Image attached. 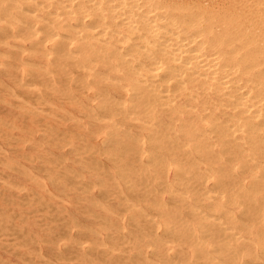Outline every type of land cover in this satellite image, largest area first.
Masks as SVG:
<instances>
[{
    "label": "bare ground",
    "instance_id": "bare-ground-1",
    "mask_svg": "<svg viewBox=\"0 0 264 264\" xmlns=\"http://www.w3.org/2000/svg\"><path fill=\"white\" fill-rule=\"evenodd\" d=\"M0 46L5 48L4 52L0 50V54H3L1 56L5 54L23 64L27 63V66L30 64L36 68L29 70L33 76H40L41 71V81L53 82L55 74L61 82L67 83L69 86L63 85L67 87L66 89L54 91L64 94L65 97L70 94V97L65 99L74 100L72 103L81 110L83 118L92 120L91 124L95 127L92 133L94 136H101L100 138H105V141L109 142L113 140L110 136L114 137L121 132L122 140H130V143L137 149L133 151L135 155L141 158L146 155L152 161H156L155 155L158 151L162 153L164 149L167 151L168 160L162 166L164 169H171L176 184L186 189L185 191L178 190L173 184L167 182V193L171 195L170 198L175 199L173 201L175 206L171 202L174 210L167 214L162 213L164 217L161 222L154 216L142 212L145 222L154 229V233L150 232L153 234L152 239L147 241L146 246L151 247L152 253L160 259L155 263L264 264L262 261L264 259V230L261 228L264 225V0H0ZM8 61L3 62L1 66L9 64ZM51 67L53 72L50 71ZM22 78L20 81L25 80L24 76ZM20 86L24 87L26 83L21 82ZM32 87L34 88L33 85ZM16 95L12 93L13 97H17ZM37 97L40 98L41 95ZM33 98H36V95ZM29 100L32 101V99ZM72 100L69 102L71 103ZM14 107L16 108L15 105ZM36 115L38 116V113L35 117ZM47 116L53 117L51 114ZM59 117L58 119H61V116ZM102 117L110 119H107L109 121L107 125L94 124L93 120L105 121ZM62 119L70 121V118L66 120L62 117ZM74 120L76 121L77 118ZM128 123H132V126L128 127ZM8 124H6L8 128L13 127ZM91 124L89 123L90 126ZM1 131L3 132L0 127ZM50 131L46 133L49 134ZM43 134L42 136L45 137ZM62 137L65 138L64 134ZM81 137L82 140L77 139L78 136L76 140L83 141L85 137ZM117 138L119 139L118 136ZM8 142L5 141V143ZM114 142L109 143L116 145L117 142L116 144ZM60 143L59 147H63L65 142L62 146ZM109 143L107 144L110 145ZM102 145L105 146V144ZM147 145L148 149H146ZM112 146H109V150ZM74 148L78 147L72 149ZM105 149L106 147L104 151ZM13 150L9 151L14 153L16 149ZM97 151L102 152L99 149ZM113 154L109 155L112 159H114ZM99 155L102 154L99 153ZM162 158L159 157L161 160ZM159 159L157 160L161 164ZM146 162L148 163V160ZM99 163L98 165L102 168V163ZM155 163L154 166H157L158 163ZM97 167L91 168L97 170ZM125 167L128 169L127 165ZM124 168L120 170L123 171ZM120 170L118 173L122 177L119 179L122 181L126 174L122 175ZM79 172L82 173L81 170ZM44 173L46 174V171ZM120 175L118 174L119 177ZM234 176H241L245 179L230 180ZM73 179L76 180L75 175ZM98 179L101 178L95 179L97 184ZM56 180L59 181V179ZM82 180L73 183V186H79ZM101 180L103 182V179ZM113 180L115 182L114 178ZM67 182L70 183V181ZM122 182H125V185L127 183L126 180ZM102 184L100 182L99 185ZM129 186L131 187L130 184ZM85 188L87 187L83 189ZM187 188H191V191H187ZM227 188L232 190L231 195ZM87 193H89L88 190ZM99 195L101 197V194ZM38 196L35 194L34 197ZM106 197H102L101 200L105 199L106 202ZM122 197L121 199L124 200L125 197ZM39 198L40 200H36L38 203L41 201V197ZM12 200L15 201L14 198ZM19 204H24V202L21 201ZM43 205L38 204V206ZM111 205L114 206V204ZM110 206L108 208H114ZM132 206L135 207L134 204ZM46 208L50 211V207ZM136 208L140 209L138 206ZM181 208L188 210L187 219L178 214L177 211ZM123 209L122 212L125 211ZM140 211L143 210L140 209ZM23 212L26 211L23 210ZM57 212H59L58 209ZM50 216L51 219L54 218ZM102 216L104 219V215L98 216L99 219ZM13 217L16 216L13 215ZM57 217L55 216V220ZM1 218L3 217L0 215V220ZM42 219L38 222L43 221ZM103 222L105 223L100 221L106 225L107 222ZM9 225L11 224L8 223ZM25 227L28 226L25 224ZM20 230L21 228L18 231ZM6 231H1V234L10 233ZM14 233L16 236L17 232ZM110 235L112 234L108 235L109 238ZM104 236L107 237V235ZM31 242L33 243L34 240L32 239ZM43 243L46 245V240ZM6 245L4 248L7 247ZM63 250L66 252L64 248ZM69 254L70 252L67 255ZM70 256L66 257L64 253V257L69 260ZM75 257L74 255L72 260Z\"/></svg>",
    "mask_w": 264,
    "mask_h": 264
},
{
    "label": "rangeland",
    "instance_id": "rangeland-1",
    "mask_svg": "<svg viewBox=\"0 0 264 264\" xmlns=\"http://www.w3.org/2000/svg\"><path fill=\"white\" fill-rule=\"evenodd\" d=\"M0 50L4 52L5 48L0 46ZM1 55H3V54H0V73H1L0 74V79H1L0 87L3 90H0V118H1L0 119L1 120L0 127H1V130H3V132L2 131L0 132V135H1V138H0V147H1V149H0V164H1L0 165V192H1L0 193V195H1L0 196V215L3 218H1V220H0V264H28V262H29V264H50L51 262H53L55 264H91V263L92 264H157L155 262L157 260H160V259H158L157 255H154L152 253L151 247L147 248L148 246H146L147 241L148 240L150 241L152 239L153 234H150V232H153L154 229L148 223L145 222V220L143 219L142 212L143 213L145 212V213L150 214L151 216H154L155 219H157L159 222H161L163 220V217H164L162 215V213L167 214L169 212H173L174 206H175L174 205L175 203L173 202V201H175V199L170 198L171 195L169 193H167L168 192V187H166L167 182L169 184H173L174 187L178 190L185 191V189H186V187H183L181 185L176 184V182L174 181V174L172 173L173 171H171V169L168 170L167 168H165V169L163 168V166H162L163 163H165V161L168 160V155H166L167 151L164 149L163 153L161 151H158L159 153L157 151H156L157 153L154 152V153H156V155H155L156 161L155 160L152 161V160L148 159L146 157V155L142 158L140 156L135 155L133 151H136L137 149L134 148L133 144L130 143V140H127V139L122 140L123 134H121V132H118L117 135L114 137L110 136V138H113V140L115 139L116 141L114 140L115 141L114 142L112 140L109 142L110 143L114 142L115 144L117 142L116 145L110 144L109 142L105 141V138H100L101 136H94V134H92V133H93L95 127L91 124L92 120L89 118H86V117L83 118L84 115L81 114L82 113L81 110L79 108H77L72 103L74 100L65 99V98L70 97V94L69 95L67 94L65 97L64 94H60V93L54 91L57 89H61V90L66 89L67 87H64L63 85L67 84V83L61 82L55 74L53 75L54 79H55L53 82L45 83V82L41 81V73H42L41 71L39 74L40 76H37V77L33 76L31 74V71H29V70L36 69V68L30 66V64H28V66H27V63H25L26 64L25 65V64L21 63L19 60H15L13 58H10L5 54H4V56H1ZM7 60H9L8 61L9 64H7L9 66L6 65V66L2 67L1 64L7 63ZM3 69H5L4 72H3ZM50 71L53 72L52 67L50 68ZM5 75H7V76H5ZM23 76L25 77V80L20 81L23 79L22 78ZM12 79H14V81ZM15 80L17 82H15ZM18 81H20V82H18ZM21 82L26 83V86H24V87L20 86ZM27 83H28V85H27ZM32 85L34 86V88L32 87ZM41 85H43V86H41ZM51 85H52V87H51ZM47 86L49 87V89H47L48 88ZM16 88L18 90H16ZM10 90H12L13 92H11ZM37 90L39 92H37ZM72 91H76V90L72 89ZM20 92L21 93L23 92L22 95L23 94H25V95L22 97ZM44 92L45 93L47 92V93L45 94ZM12 93L14 95L17 94L16 95L17 97H15V96L13 97ZM35 95H36V98H33ZM37 95L38 96L41 95L43 101H45L46 103L44 102V104H43L41 97L39 98V97H37ZM27 97H29V98H27ZM17 98H20V99H17ZM58 98H60V99L58 100ZM29 99H32V101ZM2 100H3V102H1ZM70 100H72L71 101L72 104L69 102ZM15 101H18V102L20 101V102L18 103ZM23 102L24 103L26 102L29 106L26 103L24 104ZM48 102L50 103V105ZM67 102H69V103H67ZM7 103H9L11 105H9ZM39 103H41V104H39ZM13 104L16 106V108L14 107ZM51 104H52V106H51ZM18 105L19 106L21 105L22 108H21V106L19 107ZM53 105L55 106V108ZM32 107H35L36 109H39V110H36L35 108H32ZM24 109H25V111H24ZM45 109H46V114H45ZM35 110H36V112H35ZM33 111H34V113H33ZM36 113H38V116L36 115V117H35ZM50 114L53 115V117H55V118H53L52 116H47ZM54 115H56L57 118ZM58 115L61 116V119H58V118H60ZM24 116L25 117L28 116V118H25ZM68 116H70V117H68ZM38 117L41 120L38 119ZM62 117L65 118L66 120H67V118L68 119L70 118L69 119L70 121H68V120H67L68 122L64 121L62 119ZM76 118H77V120L75 121L74 119H76ZM103 119H105V121H103V122L99 121V120H98L99 122L94 121V120H93V122H94V124L96 123L99 126L107 125L109 123V121H107V119H109V118L102 117V120ZM3 122L9 123L10 127H11V125L13 127L8 128V126L6 125L7 123L4 124ZM88 122L92 126H90ZM46 123H48V124H46ZM127 125H128V127H131L132 123H128ZM3 126H5V127H3ZM41 127H42V129H41ZM47 128H50V129L48 130ZM51 128H52V130H51ZM88 128H91V129L88 130ZM45 129H47L48 132L51 130L50 131L51 133L47 134L46 133L47 131ZM61 132L64 134L65 138L62 137L63 134ZM41 133L42 134L45 133V134H43V135H45V137L42 136ZM76 133H78V134H76ZM65 135L66 136L68 135L67 139H66ZM81 135H82V137H81ZM57 136L60 138H58ZM75 136L76 137L78 136L77 139H79V140H82V139H80V137L81 138L85 137V138H83V141H79V140H76ZM117 136L119 137V139L117 138ZM86 137H87V139H86ZM10 138H11V140H10ZM12 138H14V139H12ZM50 138L51 139L53 138L52 141ZM107 138H109V137L107 136ZM6 139H8V140H6ZM54 139L56 140L55 143H54V141H55ZM85 139L87 140L86 142L84 141ZM57 140H59L61 143ZM5 141H9V142L5 143ZM106 142L109 143L110 145H108ZM118 142H120V143H118ZM59 143L61 144V146L64 143L63 147H59ZM80 143L82 145H80ZM88 143H90V144H88ZM46 144H48V145H46ZM56 144H58V145H56ZM86 144H88V145H86ZM102 144H105V146ZM90 145L92 147H90ZM111 145H113L112 148H114V146H115V148L114 149L110 148V150H109V146H111ZM56 146H58L59 148ZM107 146H108V148H107ZM73 147H78V148L80 147V148L79 149L78 148L72 149ZM104 147H106L105 151H104ZM10 149L11 150L16 149V150L15 151L13 150L14 151V153H13L12 151H9ZM84 149H86V150H84ZM95 149H97V150L99 149L103 153L99 152ZM123 149H124V151H123ZM125 149H127V150H125ZM146 149H148V145H147ZM67 150H69V151H67ZM87 150H89V151L87 152ZM108 150H109V153H108ZM4 151H6V152H4ZM81 151H83V152H81ZM84 151H86V153H84ZM93 151L94 152L96 151L98 153H96V152L94 153ZM122 152L124 153V155H121V154H123ZM70 153H72V154H70ZM80 153H82V155ZM99 153L102 155L100 156ZM110 153H112V154L114 153L113 158L114 159L116 158L115 160L109 156ZM75 154H78V155H75ZM157 154L159 156H157ZM92 155H94V156L92 157ZM120 155H121V157H120ZM34 156L36 158H32ZM39 156H40V158H38ZM107 157H108V159H106ZM159 157L160 158L163 157L162 160L159 159ZM30 158H32V159L30 160ZM46 158H48V159H46ZM77 158L82 159V160H79ZM109 158H111V159L109 160ZM144 158L146 159V161L148 160V163L145 161ZM26 159H29V160L26 161ZM157 159H159V161H161L162 163L160 164V162H158ZM32 160H33V162L31 163ZM44 160H45V162H44ZM93 160H95V161H93ZM97 160H99V162L102 163L101 164L102 168H101V166L98 165L100 163ZM107 160H109V161H107ZM61 161L62 162L64 161V162L61 163ZM96 161H97V163H96ZM8 162H9V164L10 163L11 164L9 165ZM92 162H95V163H92ZM126 162H127V164H126ZM155 162L158 163L157 166H154ZM58 163H59V165H58ZM85 163H87V164H85ZM149 163H152V164H149ZM157 163H155V164H157ZM2 164H4V165H2ZM81 164L82 165L84 164V166H82ZM96 164L98 167L96 166ZM126 165H127L128 169L125 167ZM31 166H33V167H31ZM17 167L19 168V170ZM28 167L34 173H32ZM61 167H63V168H61ZM91 167H94V168L97 167L98 171L96 169L93 170V168H91ZM34 168H36V169H34ZM79 168H82V169H79ZM119 168L120 169L124 168V169L122 171ZM37 169H39V170L37 171ZM118 169L120 171H122L121 172L122 175L125 176V174H126L125 178L123 176L124 179L123 178L122 179L126 180L127 183H128V181L130 183H128V184L126 183V185H125V182H122L123 180L121 181V179H119L122 176L120 175V173H118L119 172ZM131 169H132V171H131ZM20 170H21V172H20ZM57 170H59V171L57 172ZM80 170L82 171V173L79 172ZM83 170H86V171L83 172ZM105 170L109 171L110 173L108 174V172ZM138 170H139V172H137ZM45 171H46V174L44 173ZM61 171H63V172L65 171V172L63 173ZM70 171H72V172L70 173ZM101 171H103V172H101ZM38 172H39V174H38ZM76 172L79 174H77ZM117 173L120 175V177L118 176ZM73 174L76 176V180L78 179L77 181L75 179H73L74 178ZM7 175H9V176H7ZM63 175H64V177H63ZM72 175H73V177H72ZM166 175H167V177H166ZM46 176H49L50 178L46 177ZM69 176H71L70 180H69ZM53 177L55 179H53ZM62 177H63V179H62ZM35 178H36V180H35ZM41 178H42V180H44V182L42 180H40ZM97 178L103 179V182L101 179H98V184H97V182H96L97 180L95 181V179H97ZM113 178L115 179V182H114ZM49 179L51 180V182H48V181H50ZM56 179H59V181ZM71 179H72V181H71ZM244 179L245 178L241 177V176H239V177L234 176L230 180L239 181V180H244ZM73 180H75V181H73ZM81 180H82V182H80L79 186L78 185L73 186L76 182H79ZM160 180H161V182L159 183ZM1 181L3 183H1ZM67 181H70V183ZM88 181H90V182H88ZM99 181L101 182V184L102 183L103 184L99 185L100 184ZM52 182H53V184H52ZM156 182H158L159 184H157ZM150 183H152V184H150ZM77 184H79V183H77ZM129 184L131 185V187L129 186ZM5 185H8V186H5ZM84 185L87 188L83 189L85 187ZM89 185H91V186H89ZM94 185H95V187H94ZM116 185L119 188H117ZM146 185H147V187H146ZM77 186L78 187L81 186L82 188L80 187L81 188L80 189ZM162 186L164 187V189ZM11 187H13V188H11ZM76 188H78V189H76ZM56 189H58V190H56ZM119 189L122 192L121 194H120ZM161 189H162V191H161ZM187 189H188L187 191H191V188H187ZM80 190H82V191H80ZM87 190L89 193H87ZM98 190L100 192L101 191L102 192L104 191V192L99 193ZM227 190L229 191L228 193H230L229 195H231L232 190L230 191L229 188H227ZM62 191H64V192H62ZM96 191H98V192H96ZM105 191H107V192H105ZM33 192L37 196L38 195L39 196L35 198L34 197L35 194ZM99 194H101V197ZM122 194L123 195L125 194L124 195L125 198L122 197L123 196ZM31 195H32V198H31ZM106 195H107V197H106ZM8 196H10V197H8ZM6 197H8L9 200H6V199H8ZM33 197L35 198V201L33 200ZM39 197H41V201H42V202L39 201L40 203L36 202V200L37 201H38V199L40 200ZM93 197L95 199H93ZM102 197H106V202H105L104 198H103L104 200H101ZM121 197L124 198V200L121 199ZM127 197L129 200L127 199ZM3 198H4V200H3ZM11 198L12 199L14 198L15 201H13ZM19 198L21 199L20 201H19ZM22 198H24V199H22ZM167 198L170 199L169 200L170 202L168 201ZM125 199H126V204H125ZM108 200H111V201H108ZM21 201H22V203L24 202V204H19ZM43 201L45 203H43ZM63 201H65V202H63ZM6 202H9V203L7 204ZM93 202H94V205H92ZM99 202L102 205L99 204ZM127 202H128V204H127ZM171 202L173 203L174 206H172ZM27 203H28V205H27ZM29 203H31L30 204L31 206H29ZM38 204H40V205L44 204L43 205L44 208H43V206H38ZM111 204H114V206ZM118 204H119V206H117ZM131 204L132 205L134 204L135 207L132 206ZM21 205H23V206H21ZM99 205H101V206H99ZM129 205H130V207H129ZM97 206L100 208H98ZM102 206H104V207L102 208ZM109 206L111 208L114 207L113 208L114 210L108 208ZM136 206H138L143 211H140V209L136 208ZM46 207H50V209H49L50 211L46 210V209H48ZM54 207H55V209H54ZM63 208H64V210H63ZM105 208H106V210H105ZM116 208H118V209H116ZM122 208H124L125 211L122 212ZM148 208L150 209L149 211H148ZM5 209H7V210H5ZM31 209L35 210V212H32ZM36 209H37V211H36ZM57 209L59 210V212H57ZM108 209H109V212H108ZM152 209H154V210L152 211ZM23 210L26 212H23ZM60 210H61V212H60ZM166 210H167V212H166ZM3 211H5V212H3ZM120 211H121V213H120ZM11 212H13V213H11ZM95 212L97 213V215ZM111 212L114 215L111 214ZM177 212H178V214H181L185 219L188 218V210L187 209L181 208V209H178ZM4 213H5V215H4ZM88 213L89 214L91 213V214L89 215ZM157 213L160 215L158 216ZM17 214H19V215H17ZM65 214H66V216H65ZM13 215L16 217H13ZM44 215H45V217L47 216L46 219H45ZM50 215H52L54 218L51 219ZM62 215H64V217H62ZM93 215H95L96 218H94L95 216L92 217ZM101 215L105 216L104 219H103V216L101 219H99L101 217ZM23 216H25V217H23ZM48 216H49V218H48ZM55 216L56 217L58 216L56 220H55ZM98 216H100V217H98ZM128 216L132 221L129 220ZM11 217H13V218H11ZM43 217H44V220L42 219ZM60 217H62L61 220H63V221L60 220ZM131 217H133V219ZM8 218H10L11 221H10V219L8 220ZM86 218H87V220L85 221ZM89 218H91V219H89ZM108 218H110V220ZM20 219H22V220H20ZM41 219L43 221L38 222ZM69 220H70V222H69ZM108 220H109V222H108ZM126 220L127 221L129 220L128 221L129 223L126 222ZM64 221H65V223H64ZM66 221H68V222H66ZM73 221L74 222L76 221V223H74ZM100 221L102 223H105L103 221H106L107 223L105 225V224L100 223ZM131 222H132V224H130ZM8 223L11 225L8 226ZM78 223L81 225H79ZM127 223H128V226H127ZM134 223L135 224L137 223V225H135ZM25 224L28 227H25ZM40 224H43V225H40ZM74 224L75 225L77 224L78 227H76L77 225L75 226ZM67 225H69V227ZM11 227H13V228H11ZM97 227H99V228H97ZM138 227H140V228L137 229ZM20 228H21V230L18 231ZM22 228H24V229L22 230ZM128 228H130V229H128ZM261 228L264 230V225H262ZM41 229L43 230V232ZM86 229H88V230H86ZM89 229H91V230H89ZM130 230H131V233H129ZM1 231L2 232L6 231V232H10V233L17 232L18 236L17 235L15 236L16 233H14V234L12 233V236H10V233H6V234L3 233L4 235H2ZM52 231H54V232H52ZM91 231L92 232L94 231V232L92 233ZM142 231H143V233H142ZM161 231H162V228L159 231L160 234H161ZM18 232H19V234H18ZM125 232H127V233L125 234ZM136 232L141 233V234H138ZM34 233L36 234V236ZM96 233H98L99 235L98 234L96 235ZM118 233H119L120 237H119ZM37 234L39 237L37 236ZM48 234H49V236H48ZM67 234H68V236H67ZM109 234H112V235H110V238L108 237ZM113 234H114V236H113ZM104 235H107L106 238H108V239H106ZM32 239L34 240L33 243L31 242ZM43 239L46 240V245L43 243V241H45ZM20 240H22V241H20ZM28 241H30L29 244H27ZM93 241H94V243H93ZM136 242H138V244ZM8 243H10L9 246H8ZM5 244H7L6 248H4ZM12 245H14V246H12ZM81 245H83V246H81ZM101 245L102 246L104 245V246L102 247ZM105 245H107V246H105ZM64 246H67V247H64ZM17 248H19V250ZM63 248L65 249L66 252H64ZM90 248H91V250H90ZM15 252H16V254H15ZM69 252H70L69 255H71L70 256L71 258L70 257L69 258L71 261L68 258H66L69 256V255H67ZM64 253H65L66 257H64ZM62 254H63V256H61ZM74 255L76 257L72 260V257H74ZM85 255H87L88 257ZM42 256L44 259L41 258ZM87 258H88V262H91V263L87 262ZM90 258H92V259H90ZM124 258H125V260H124ZM45 259L47 261H45ZM57 259H59V260H57ZM102 260H104V261H102ZM262 261H264V259ZM53 263H51V264H53Z\"/></svg>",
    "mask_w": 264,
    "mask_h": 264
}]
</instances>
